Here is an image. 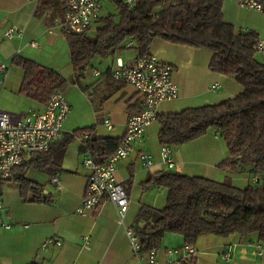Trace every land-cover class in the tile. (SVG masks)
<instances>
[{"label": "crops", "instance_id": "1", "mask_svg": "<svg viewBox=\"0 0 264 264\" xmlns=\"http://www.w3.org/2000/svg\"><path fill=\"white\" fill-rule=\"evenodd\" d=\"M36 4L37 0H0V63L12 62L13 57L18 55L56 70L62 76L63 73H72L68 46L58 23L61 17L55 15L52 20L48 16H36ZM222 14L223 19L231 23L236 30L250 29L255 31L258 37L264 36V11L241 7L236 0H222ZM9 27L21 28L22 35L7 39L4 31ZM94 33L95 29L88 32L89 35ZM30 40L36 41L37 47L30 46ZM148 52L171 65V80L178 88L176 98L157 105L158 114L218 103L242 91V85L234 77L208 67L211 53L207 49L154 38ZM137 56L138 53L133 47L117 50L109 59L100 61L101 74L98 76L91 74V70L95 69L91 64V69L89 68L86 74L88 73L87 84H90L94 91L90 97L97 100L92 105L96 122L71 123L70 110L63 123L62 134L65 130L72 129V132L80 127L93 126L98 136H123L128 117L142 108V97L132 86L113 81L104 72L117 59L131 61ZM7 77L9 78L8 73L6 82ZM214 83L218 85L211 89ZM6 85L0 94L6 93ZM43 105L37 103L36 109L41 110ZM104 119L111 121L110 129L104 125ZM98 121L110 134L102 135L98 132ZM159 127L157 120L151 122L141 140L133 145L132 153L117 163L116 177L129 197L124 224L117 222L116 207L108 200H104L86 215L76 212L88 175V170L84 167L81 173H74L69 169L66 173L48 174L47 183H41L44 185L43 194L47 198L46 201L24 202L21 200L17 184H14L16 191L15 187L5 183L1 195L3 212L0 220L10 224V228H0V264H28L31 261L40 264H135L125 228L135 223L142 205L154 207L159 196L145 193L151 186L142 185L151 174L166 169L159 157ZM76 140L73 148L74 152L77 151L74 153L75 157H78V152L81 151L80 141ZM171 149L175 163L171 169L175 171L218 181L229 178L239 187L252 183L254 179V175L248 171L223 169L216 165L229 155L226 143L216 130L209 129L193 140L177 146L171 145ZM141 153L152 155L154 165L148 169L143 168L139 159ZM73 169L78 170L77 165ZM53 175L59 177L60 185L50 181ZM155 189L159 190L161 187L155 186ZM84 236L87 238L84 239ZM47 239L52 241L42 246ZM56 241H59V244ZM257 241V235L254 233L243 236L232 234L227 237L199 236L194 244L197 250L195 264H264V244L260 254L255 247ZM183 244L181 235L165 233L157 250L159 260L179 258L180 252L173 250L179 249ZM226 250L230 252L228 260L222 256Z\"/></svg>", "mask_w": 264, "mask_h": 264}, {"label": "trees", "instance_id": "2", "mask_svg": "<svg viewBox=\"0 0 264 264\" xmlns=\"http://www.w3.org/2000/svg\"><path fill=\"white\" fill-rule=\"evenodd\" d=\"M111 1L116 13L100 15L93 35L62 32L74 80L85 77L94 57L113 55L127 48V41L133 42L138 54L148 52L154 38L207 49L211 53L208 67L234 77L242 85V91L218 103L158 114V142L177 146L209 129L216 130L229 152L216 165L248 171L255 178L239 187L229 178L218 181L167 168L151 174L142 185L164 188L165 204L162 208L147 205L139 208L131 227L141 249L158 250L165 233L181 235L184 243L191 245L202 235L227 237L254 233L257 242L264 244V62L256 57L257 33L250 29L236 30L226 22L222 0H134L132 5L124 0ZM260 2L264 7V2ZM64 11L65 5L60 0H37L38 17L48 16L53 20L55 15L62 17ZM12 63L22 70L17 91L37 103L44 104L52 93H63L67 86L65 77L58 71L34 60L16 55ZM121 138L98 136L93 126L77 128L67 136L62 134L46 151L26 153L22 163L4 180L17 184L22 201H46L44 185L26 177V167L54 174L62 170L65 150L74 139L80 141L82 152L107 157L121 144ZM84 141L87 148L82 146ZM188 264H195V260Z\"/></svg>", "mask_w": 264, "mask_h": 264}, {"label": "built area", "instance_id": "3", "mask_svg": "<svg viewBox=\"0 0 264 264\" xmlns=\"http://www.w3.org/2000/svg\"><path fill=\"white\" fill-rule=\"evenodd\" d=\"M65 5L63 16L58 20L61 31L64 33L88 34L95 29V22L100 16L101 5L104 0H61ZM239 6L256 11H262L260 0H236ZM132 5L134 0H124ZM22 35V29L9 27L4 31L7 39ZM29 45L37 47V42L29 41ZM126 47H132L133 42L127 41ZM255 52L264 55V36L255 40ZM172 67L170 64L161 61L150 52L138 54L131 61L117 59L115 63L106 70L107 76L116 82L132 86L142 97V108L138 113L130 115L126 121L125 131L121 138V144L107 157H100L97 154L83 152L80 164L88 170L84 193L76 212L86 215L96 209L104 200L113 203L117 211V222L124 224L129 197L116 177V167L119 160L129 156L133 151V145L140 141L146 127L157 119L156 110L160 102L171 100L178 95V88L171 80ZM8 66L0 63V91L5 85ZM91 74L98 76L101 72L92 69ZM217 83L211 85V89L217 87ZM70 111V105L62 92H54L44 103L41 110L28 109L25 112H8L0 109V181L12 174L14 167L20 165L26 153L43 152L48 150L50 144L62 135V126ZM107 128L112 127L108 119H104ZM88 138V134L84 135ZM83 148L88 143H82ZM159 157L167 169L174 166L171 145H161ZM143 168H150L154 165V158L147 153L139 155ZM53 184L60 185L59 177L51 176ZM255 181V178L253 179ZM0 201V209H1ZM0 228L8 229L10 224L0 220ZM125 235L135 264H188L195 260L197 250L194 245L184 243L179 249L180 257L176 259H165L160 261L157 250L144 251L138 236L132 227L125 228ZM84 239L87 236L83 237ZM52 239L43 242L45 246ZM59 244V241H56ZM255 247L258 253L262 252V243L256 242ZM224 259L230 257L229 250L222 253ZM131 264V263H130Z\"/></svg>", "mask_w": 264, "mask_h": 264}, {"label": "rangeland", "instance_id": "4", "mask_svg": "<svg viewBox=\"0 0 264 264\" xmlns=\"http://www.w3.org/2000/svg\"><path fill=\"white\" fill-rule=\"evenodd\" d=\"M115 13H116V8L113 2L111 0H104L101 5L100 15L105 16L108 14H115ZM256 57L260 61L264 62V55L256 53ZM109 58L110 56L105 57V58H101L97 56L94 57V59L91 62V64H93L94 66L92 68L99 70L100 61L104 59H109ZM6 65L8 66L9 78L7 77L8 78L7 82L5 80V84H7L6 93L0 94V109L6 110L8 112H14V113L25 112L29 108L36 109L37 108L36 101H34L33 99L17 91L21 83V72H22L21 69L15 64H13L12 62H7ZM89 68L91 69V67ZM63 76H65V79L67 81V86L63 93L68 103H70L71 105L70 107L71 117L69 119V122L71 123L81 122L83 124L84 123L91 124V123L96 122L95 116L93 115L92 105L93 103L97 102V100H95V97L93 99H91L90 97L94 93V91L91 89V85L87 84L88 73L85 75L83 79L79 81L74 80L73 73L71 72L63 73ZM97 127L99 128L98 132L100 134L102 135L110 134V131H107L106 128L101 125L100 121H98ZM71 130L72 129L65 130L63 134L67 136L68 135L67 133L68 132L70 133ZM112 132L113 131H111V133ZM73 141L69 142L67 145V150L65 153L64 161L62 163L63 167H62V170L58 172L66 173V172H69V169H70V171L72 170L71 172L81 173V171L83 170V166L80 164V161L83 158V152L82 151L78 152V157H75V154L77 153V151L74 152L73 147L74 145H76L77 140L74 139ZM76 165L78 167V170L73 169L74 166ZM24 173L26 177L34 181L44 183V184L47 183L46 179L48 178V174L46 172L36 170L28 166L25 168ZM2 183L3 184H0V201H1V195L3 193V189L5 187V183L6 184L9 183L8 185L10 186L12 185L11 187H15L17 191V188L14 185L15 182L4 180ZM145 193L147 194L151 193V195L155 194L156 196L159 195L157 196V200L153 205L155 208H162L164 206L165 196H166V190L164 188L156 190L155 186H151L149 191H146ZM1 204H2V201H1ZM2 212H3V209H0V215H2L1 214Z\"/></svg>", "mask_w": 264, "mask_h": 264}]
</instances>
